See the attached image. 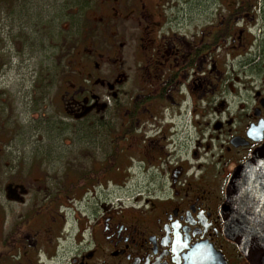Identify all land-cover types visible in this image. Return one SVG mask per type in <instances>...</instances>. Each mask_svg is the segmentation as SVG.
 I'll use <instances>...</instances> for the list:
<instances>
[{
  "label": "flooded vegetation",
  "instance_id": "obj_1",
  "mask_svg": "<svg viewBox=\"0 0 264 264\" xmlns=\"http://www.w3.org/2000/svg\"><path fill=\"white\" fill-rule=\"evenodd\" d=\"M98 8L48 82L69 126L5 159L0 264H252L221 206L264 145V0Z\"/></svg>",
  "mask_w": 264,
  "mask_h": 264
},
{
  "label": "rangeland",
  "instance_id": "obj_2",
  "mask_svg": "<svg viewBox=\"0 0 264 264\" xmlns=\"http://www.w3.org/2000/svg\"><path fill=\"white\" fill-rule=\"evenodd\" d=\"M98 5L99 0H37L21 11L18 1L7 6L0 0V180L8 155L22 151L13 144H28V154L37 137L52 141L50 128L69 126L48 82L61 77L69 43L77 42L85 22H95Z\"/></svg>",
  "mask_w": 264,
  "mask_h": 264
},
{
  "label": "water",
  "instance_id": "obj_3",
  "mask_svg": "<svg viewBox=\"0 0 264 264\" xmlns=\"http://www.w3.org/2000/svg\"><path fill=\"white\" fill-rule=\"evenodd\" d=\"M221 210L226 236L252 264H264V145L232 173Z\"/></svg>",
  "mask_w": 264,
  "mask_h": 264
}]
</instances>
